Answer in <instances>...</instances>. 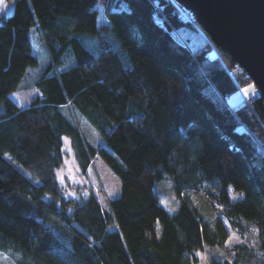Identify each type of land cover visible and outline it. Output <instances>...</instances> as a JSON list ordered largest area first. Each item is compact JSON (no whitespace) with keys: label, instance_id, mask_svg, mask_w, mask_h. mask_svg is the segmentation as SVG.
Wrapping results in <instances>:
<instances>
[{"label":"trees","instance_id":"1","mask_svg":"<svg viewBox=\"0 0 264 264\" xmlns=\"http://www.w3.org/2000/svg\"><path fill=\"white\" fill-rule=\"evenodd\" d=\"M175 4L14 0L0 17V254L13 264H200L203 250L209 264H264V97L226 105L245 73L232 76L235 61ZM98 7L123 51L93 54L76 37L97 31ZM194 27L209 43L192 51L174 33ZM33 29L49 60L38 95L20 108L9 94L37 64ZM64 136L81 171L97 155L118 177L120 192L105 206L93 195L63 196ZM162 180L173 183L174 211L154 191ZM201 190L213 213L187 196ZM230 230L245 240L227 254Z\"/></svg>","mask_w":264,"mask_h":264},{"label":"rangeland","instance_id":"2","mask_svg":"<svg viewBox=\"0 0 264 264\" xmlns=\"http://www.w3.org/2000/svg\"><path fill=\"white\" fill-rule=\"evenodd\" d=\"M9 1L11 4L5 6L7 8H2V5H0V17L5 15L7 16L12 12L14 0ZM173 1L176 3L175 0ZM175 6L177 7L176 11L178 17L181 20L187 21L189 23H196L191 12L177 3ZM97 9V31L95 33L78 32L76 33V37L93 54H98L99 52L106 49L123 51L120 40L113 34L108 20L103 15L102 8L98 7ZM157 12L158 8L155 11L156 16L159 14ZM105 25H107L108 28L105 27ZM174 34L183 43V45L192 51L198 48H204L205 45L209 43V40L196 27L190 29V32L188 33L176 31ZM30 37L33 42V52L36 56L37 64L28 69L19 85V88L9 94V97L20 108L28 106L32 99L38 95V91L34 87V82L37 79V76L44 70L49 60L45 44L42 39L39 38V35L35 29L32 30ZM216 55L217 54L214 49L209 52L210 57H214ZM65 61L74 63V59L71 56H67ZM237 68L229 71V73L234 77H236V73H239L240 70L243 71L241 67L237 66ZM240 77H242V80L245 84L239 85L238 89L234 93L222 98L230 109L251 102V100L259 92L258 88L253 84L252 80L246 75V73L245 77L247 78H243V74L241 73ZM64 111L66 115H68V117L78 126L81 133L88 142H90L94 147L100 145L103 138L90 124L87 123L83 117H81L75 110L69 107H66ZM62 141V162L56 170V179L60 185L64 197L82 199L88 195H93L102 206H105L108 200L118 196L121 186L120 181L99 156L95 155L90 160L88 168L85 171H81L74 156L70 139L64 136ZM154 191L157 194L159 203L163 207L170 211L176 210L179 201L175 194L174 186L171 180H162L157 182L154 186ZM187 196L207 213H213L214 210L210 207L207 200V194L203 190L190 191ZM156 224L159 225V222H156ZM242 240L245 239L239 236L238 233L230 230L229 237L225 243V252L230 254L229 249L234 244L240 243ZM217 251L221 252L219 250ZM198 255L200 258V264H209L207 250L199 252ZM0 264L13 263L11 262L10 257L0 254Z\"/></svg>","mask_w":264,"mask_h":264},{"label":"water","instance_id":"3","mask_svg":"<svg viewBox=\"0 0 264 264\" xmlns=\"http://www.w3.org/2000/svg\"><path fill=\"white\" fill-rule=\"evenodd\" d=\"M264 97V0H175Z\"/></svg>","mask_w":264,"mask_h":264},{"label":"crops","instance_id":"4","mask_svg":"<svg viewBox=\"0 0 264 264\" xmlns=\"http://www.w3.org/2000/svg\"><path fill=\"white\" fill-rule=\"evenodd\" d=\"M10 1L9 0H0V5H2V8L7 6V5H10ZM7 8V7H5ZM3 15V14H2ZM5 15V14H4Z\"/></svg>","mask_w":264,"mask_h":264},{"label":"built area","instance_id":"5","mask_svg":"<svg viewBox=\"0 0 264 264\" xmlns=\"http://www.w3.org/2000/svg\"><path fill=\"white\" fill-rule=\"evenodd\" d=\"M191 14H192V13H191ZM192 16H193V19H195L193 14H192Z\"/></svg>","mask_w":264,"mask_h":264}]
</instances>
